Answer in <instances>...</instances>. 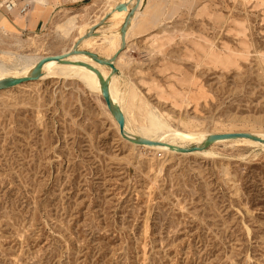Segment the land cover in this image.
<instances>
[{
	"label": "rangeland",
	"instance_id": "1",
	"mask_svg": "<svg viewBox=\"0 0 264 264\" xmlns=\"http://www.w3.org/2000/svg\"><path fill=\"white\" fill-rule=\"evenodd\" d=\"M166 1L188 8L145 7L158 28L117 62L126 124L185 146L205 130L264 133V0ZM106 8L98 0L36 33L0 27V58L63 53L92 15L108 27ZM206 48L246 52L223 68ZM202 150L123 139L88 70L0 90V264H264V147Z\"/></svg>",
	"mask_w": 264,
	"mask_h": 264
},
{
	"label": "bare ground",
	"instance_id": "2",
	"mask_svg": "<svg viewBox=\"0 0 264 264\" xmlns=\"http://www.w3.org/2000/svg\"><path fill=\"white\" fill-rule=\"evenodd\" d=\"M138 2L139 0H106L108 9H109L106 12V15H109L108 16L109 18L107 20L108 27L102 30H98L97 27L93 28L95 25L89 28H86L85 31L81 33L79 37L70 45V47L65 49L64 52L62 53V54L67 55V57L65 58L66 59L65 61H68V62H61L57 60H50V61H54L53 63L50 62L51 64L48 63L49 61L45 62L41 68L40 76L36 80H43V79H48L51 77L61 76L67 73L68 71L76 72L82 69L94 72L93 70L89 69L88 67L84 65H79L77 62H80V61L91 64L93 67L97 68L101 74L107 73V76H108L111 71L109 66L95 62L93 59L83 54L82 52L71 54L70 51L73 48V46L77 44L76 49H78L79 51L91 50V51L98 53V55L101 57H104L106 59H111L114 53L118 51L119 49H121V47L124 46V49H125V34L135 14L136 8H138L137 7ZM121 3H125L127 5V9L117 10L115 8L117 5ZM130 3L134 4V7L132 8V14H129L130 8L128 7V5ZM96 23H98V21ZM122 25L125 26L123 33L121 31ZM18 45H20V43H18ZM89 47H91V49H89ZM92 49H95V50H92ZM244 52H241L239 55H243ZM230 55H231L230 51H228L227 53H220V51H217L213 48H206L202 50L203 57L209 59V61L212 62L214 65H219V66H222L223 68H227L231 65L234 66L236 64V60L231 58ZM10 56L12 58L11 60L15 61L16 65L15 67H10L9 66L10 59L1 57L0 58V80L7 78V77H23V76L29 75L31 70L33 69L37 61L39 60L38 58H40V57H35V58L34 57H28V58L22 57V59L19 60L20 57L18 56H13V55H10ZM115 61L116 60H114V62ZM117 76H118L117 74H113L109 78V94H110L111 99L115 103H117L122 110L123 95H121V91L117 87ZM99 89H100V84H99ZM116 125L118 127L117 123ZM125 131L131 137L141 136L139 133H137L131 127H129L126 124V122H125ZM225 133H228V132H225ZM192 134L194 135V138L197 141L196 145H200L208 135L213 134V133L205 130L201 132H195ZM254 135H257L264 139V133H254ZM173 136H177V133L175 131H173ZM144 138L150 139L153 141H162L164 144L163 145H147L146 144V145H141V146L154 149V150H158V151H163L165 153H180V154L202 153V154L208 155V153L210 154L211 152V151L208 152L207 150L205 151L202 149H197V150L189 151V152H178L176 149H171V147H169L168 145H172L173 148H176V147L187 148L190 146H185L183 144L177 143L174 138H171L170 140H163V139L158 140V139H152V138H147V137H144ZM240 141L253 144V145H260L264 147L263 143L252 140L250 138H245V137L219 139V140L214 141L213 144L215 143H230L231 144V143L240 142Z\"/></svg>",
	"mask_w": 264,
	"mask_h": 264
},
{
	"label": "crops",
	"instance_id": "3",
	"mask_svg": "<svg viewBox=\"0 0 264 264\" xmlns=\"http://www.w3.org/2000/svg\"><path fill=\"white\" fill-rule=\"evenodd\" d=\"M7 1L8 0H0V27L6 32L15 29L17 31L25 33H36L42 31L47 26L51 17H61L65 13H75V11L94 5V3L98 0H29V10L24 14L19 12V8L22 2H17L15 7L7 9ZM193 1L196 3V7L200 8L201 0ZM147 6L149 8H152L153 6H160V10L159 8L157 10V12L160 13H182L185 8H188L187 6H183L182 4H180L179 1H177L175 4H170L166 0H139L137 5L138 8H136L135 14L125 34V49L119 54L116 61L114 62L116 67L117 62L121 58L122 54L125 52V50H127V41H139L140 39L143 41L146 38H150L152 32H154V30L158 28V26L153 27L157 22V18L147 20L144 17L146 14L144 12L145 7ZM128 7L133 8L134 4L130 3ZM105 13L102 14L100 18H102ZM72 15L73 16L70 17H77V14ZM93 17L94 16L92 15L89 25L94 26L97 24V21H95ZM63 21L59 23L60 27L62 26ZM128 36L131 37L130 40L127 39ZM230 56L234 60H237L236 55H233L231 53ZM190 96V94L186 95L187 101L190 100Z\"/></svg>",
	"mask_w": 264,
	"mask_h": 264
},
{
	"label": "water",
	"instance_id": "4",
	"mask_svg": "<svg viewBox=\"0 0 264 264\" xmlns=\"http://www.w3.org/2000/svg\"><path fill=\"white\" fill-rule=\"evenodd\" d=\"M115 8L117 10H123V9H127V5L125 3H121V4L117 5ZM129 10H130L129 14H132V8H130ZM96 25L93 28H95ZM124 27L125 26L122 25V29H121L122 33L124 32ZM76 48H77V44H75L73 46L70 53L72 54V53L82 52L83 54H85V55L89 56L91 59H93L95 62L103 64V65H107L111 69L109 75L105 78L102 76L100 71L97 68L93 67L91 64H89L87 62H83V61L77 62L79 65H84V66L88 67L89 69L93 70L96 73V75L98 76L103 101L106 104L107 109L109 110V112L111 113L113 118L115 119L116 123L118 124L119 135L123 139H125L131 143H135L137 145H146V144L147 145H163L164 143L162 141H153V140L141 137V136H133V137L129 136L127 134V132L125 131L124 113L121 110L120 106L117 103H115L110 97V94H109V78L111 75L117 73V67L114 65V60H116V58L119 56V54L124 50V46L121 47V49H119L118 51H116L111 59H106L104 57H101L98 55V53L91 51V50L79 51ZM66 57H67V55L62 54V53L45 55L37 61V63L35 64V66L31 70L29 75L23 76V77H7L4 79H1L0 80V90L6 89V88H9V87L21 84V83H25L28 81L36 80L39 78L40 73H41V68L45 62L50 61V60L68 62V61H65ZM238 137L250 138L252 140L259 141V142L264 144V139L257 136V135H254V134H251L248 132H228V133L210 134L205 138V140L200 145H192V146L187 147V148H184V147L173 148L172 145H168V146L171 147V149H176L178 152H189V151H194L197 149H204V148L210 146L214 141L219 140V139L238 138Z\"/></svg>",
	"mask_w": 264,
	"mask_h": 264
},
{
	"label": "built area",
	"instance_id": "5",
	"mask_svg": "<svg viewBox=\"0 0 264 264\" xmlns=\"http://www.w3.org/2000/svg\"><path fill=\"white\" fill-rule=\"evenodd\" d=\"M17 2H22L19 8L20 13H26L29 10V0H8L6 3V8L11 9L16 6Z\"/></svg>",
	"mask_w": 264,
	"mask_h": 264
}]
</instances>
